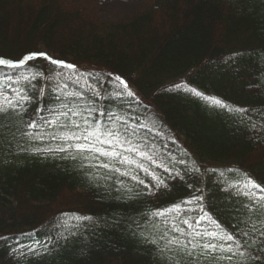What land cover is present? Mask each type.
<instances>
[{
	"label": "trees",
	"instance_id": "1",
	"mask_svg": "<svg viewBox=\"0 0 264 264\" xmlns=\"http://www.w3.org/2000/svg\"><path fill=\"white\" fill-rule=\"evenodd\" d=\"M34 51L82 71L123 76L141 103L130 108L107 100L105 107L138 117L132 126L140 125L138 135L155 145L157 163L183 179L155 168L166 187L155 188L140 172L150 187L121 177L129 192L115 176L103 179L105 170L82 168L86 161L32 151L58 142L21 140L18 146L0 136V264H167L144 240L158 235L151 225L163 220L152 214L198 188L213 217L236 231L244 218L237 210L248 201L229 185H239L244 173L264 185V0H147L140 12L117 20L97 19L68 0H0V57L17 60ZM30 63L55 73L43 59ZM41 78L32 82L26 106L34 118L59 106L52 90L38 93ZM176 84L249 112L210 106ZM84 216L92 220H74L84 226L71 232L52 228L62 218ZM249 251L264 257L259 244ZM200 264L209 262L201 258Z\"/></svg>",
	"mask_w": 264,
	"mask_h": 264
},
{
	"label": "snow or ice",
	"instance_id": "2",
	"mask_svg": "<svg viewBox=\"0 0 264 264\" xmlns=\"http://www.w3.org/2000/svg\"><path fill=\"white\" fill-rule=\"evenodd\" d=\"M40 59L55 66L52 69L55 71L54 76L49 75L47 65L30 63ZM65 69L68 70L67 73L63 71ZM0 74L5 76V79H0V136L10 137V145L15 141L19 146L21 140L58 142L55 147L51 144L44 147L33 145L32 151L65 153L61 158L86 161L87 163L81 164L82 168L105 170L107 175L103 179L110 180L115 176L120 188L129 192L132 189L126 188L121 177H126L145 188L150 187L140 177V172L154 182L155 188L166 187L165 180L157 175L155 168H163L172 178L179 176L183 179L179 172L173 176L172 170L163 162L157 163V154L153 151L155 145L146 137L138 135L140 125L132 126L133 122L138 121V117H129L127 113L121 115L105 107L103 102L107 100H122L130 108L133 102L141 103L123 76L109 72L105 77L101 72L81 71L74 63L54 59L46 52L35 51L17 60L0 57ZM41 77L60 79L64 83L62 87L57 85L52 89L59 106L50 111L49 117L37 113L34 118L29 116L26 106L33 100L32 90L35 89V84L32 82ZM173 87H183L184 91L204 99L213 107L243 115L249 112L246 108H229L221 99L206 96L187 85L176 84ZM40 92L41 95L44 94L43 89ZM14 116H19L20 120H14ZM25 116L29 117L27 122L23 119ZM21 124L24 126L21 127ZM252 127L256 129L255 124ZM133 137H136V140ZM21 150L27 151L26 148ZM144 161L150 162L152 167ZM179 162L184 163L183 160ZM193 170L199 171L198 168ZM243 175L244 179L239 185H229L230 189H234V195L243 196L248 201L242 203L237 210L244 218L234 225L235 232L222 227L213 217L204 203L203 189L198 188L196 193H200L199 195L193 193L181 204H174L168 209H158L152 214L157 218L162 217L163 220L151 225L158 235L152 238L145 236V242L153 245L158 256L166 259L167 264H200L201 258L209 264H222L224 261L228 264H247V261L264 260V257L254 256L249 251L259 244L260 251L264 252V185L257 183L247 173ZM184 205L193 207L186 208ZM194 212H198V215H190ZM73 219L91 221L92 217ZM241 224L243 227H238ZM82 226L84 225L79 223L63 225L69 232ZM140 235L143 236V233Z\"/></svg>",
	"mask_w": 264,
	"mask_h": 264
},
{
	"label": "rangeland",
	"instance_id": "3",
	"mask_svg": "<svg viewBox=\"0 0 264 264\" xmlns=\"http://www.w3.org/2000/svg\"><path fill=\"white\" fill-rule=\"evenodd\" d=\"M68 3L72 6L85 8L87 11L91 13L93 17L97 19L117 20V19H125L140 12L143 9L144 5H146L147 0H68ZM64 72L67 73L68 70H65ZM54 75L55 73L52 74V76ZM0 79H5V76L0 75ZM63 83L64 81L60 79H48L47 77H42L41 80L38 82L37 91L41 95L40 90L43 89L44 94H46L48 91L54 89L57 85H60L62 87ZM132 90L136 93L138 97L136 90L134 88H132ZM208 175L209 172L206 173V176ZM221 176L222 174L218 177L221 178ZM190 207L193 206L190 205ZM73 222H74L73 218H62L56 221V223L52 226V228L65 230L63 225H65L66 223L72 224Z\"/></svg>",
	"mask_w": 264,
	"mask_h": 264
}]
</instances>
